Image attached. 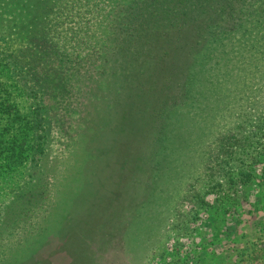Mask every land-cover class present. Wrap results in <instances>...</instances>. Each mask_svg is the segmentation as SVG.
<instances>
[{
  "label": "rangeland",
  "instance_id": "374dc122",
  "mask_svg": "<svg viewBox=\"0 0 264 264\" xmlns=\"http://www.w3.org/2000/svg\"><path fill=\"white\" fill-rule=\"evenodd\" d=\"M1 15L0 38L14 20ZM238 48L183 95L194 60L173 54L153 90L166 88L163 103L149 87L111 85L98 61L86 80L74 64L44 71L39 96L1 65L0 264H264V53ZM39 103L49 113L36 127ZM18 153L24 164L9 167Z\"/></svg>",
  "mask_w": 264,
  "mask_h": 264
},
{
  "label": "trees",
  "instance_id": "16d2710c",
  "mask_svg": "<svg viewBox=\"0 0 264 264\" xmlns=\"http://www.w3.org/2000/svg\"><path fill=\"white\" fill-rule=\"evenodd\" d=\"M83 10L98 21L97 31L90 33L89 20L85 19L88 14ZM8 12L15 22H10L0 38V66L17 78L27 96H39L45 88L44 71L64 72L68 64H74L79 78L86 80L91 71L82 72L83 69L95 66L97 61V73L105 76V81L112 78L111 85L120 82L119 89L134 84L137 89L149 87L157 91L164 76L163 66L169 63L165 60L173 54L183 61L194 60L181 83L182 95L190 94L196 84L207 81L204 73L213 71L207 70L208 63L219 61L221 55L233 58L234 46L242 54L247 50H257L252 53L257 56L264 53V0H0V22L7 18L1 13ZM194 27L196 36L180 38L177 34ZM17 33L22 47L15 52L7 44ZM147 38L168 41L151 43ZM76 39L84 46L95 39L96 45L89 47L92 51L87 55L77 57L68 51L69 44ZM178 48L182 49L180 53ZM149 71L155 74L148 78ZM138 77L146 80L141 86ZM245 87L250 88L247 83ZM155 91L147 98L151 102L160 94L159 103L170 99L165 87L154 96ZM37 111L34 124L39 127V121H44L49 112L40 103ZM19 154L6 157L9 167L24 164V157ZM144 237L140 233L135 239L142 244L146 242Z\"/></svg>",
  "mask_w": 264,
  "mask_h": 264
}]
</instances>
